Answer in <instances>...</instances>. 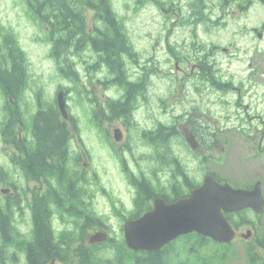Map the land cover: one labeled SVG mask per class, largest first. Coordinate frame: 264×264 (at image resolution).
<instances>
[{"label":"flooded vegetation","instance_id":"af4514ba","mask_svg":"<svg viewBox=\"0 0 264 264\" xmlns=\"http://www.w3.org/2000/svg\"><path fill=\"white\" fill-rule=\"evenodd\" d=\"M147 1L163 13L164 34L158 36L156 46L165 50V56L163 60H160L153 53L145 63H172L174 72L162 75V78L168 83L170 81L172 85L169 84V88L165 91L157 90L164 92L163 94H156L157 91L151 90V74L146 72L147 67L145 66L140 78L125 79L127 81L125 89L121 86L120 76H116L110 68L109 70L107 68V72L111 79L98 80L106 87L110 85L111 88H117L116 92H119L114 97H108L103 122L107 120L109 124L120 123L125 131L128 124H135L141 128L139 137L135 140H131L123 132L124 137L120 142L112 141V143L110 140L105 142L108 149L110 148L109 152L113 153L112 165L114 169H120L118 170L119 176L124 180L121 183L122 190H124L122 191L123 198L111 193L108 186L102 189L106 202L104 203L107 209V223L112 219L116 221L137 219L151 210L158 200L175 203L184 199L202 185L204 177L208 174V168H210L208 163L221 166L229 155L231 143L229 137H222V133L224 129H232V127H227L225 123L219 124L217 120H208V113L204 114L203 105L212 94L224 97L228 92L233 91L242 96L241 88L235 86L231 80L229 82L221 80L222 74L218 66L241 63L244 60V57L240 56L241 48H254L264 42V20L255 18L256 10L264 7L262 0ZM160 43L163 44L159 46ZM153 49L155 50L156 47L154 46ZM242 53L248 54L244 51ZM137 56L136 64L140 63L139 52ZM154 74L155 78L161 79V73ZM145 77L149 83L146 89L142 90V81ZM221 100L220 103L225 104ZM121 106L125 107L120 109ZM235 106L243 107L244 110L243 115H235L241 125L236 126L237 131L241 128L253 131L254 118H259L258 125L261 124L264 128V120L261 116H252L246 111L249 105H244L239 99L235 102ZM143 111L145 115H142ZM161 113H166L167 117L161 118L164 116ZM112 114L114 117H111ZM139 119L145 123H139ZM18 122L21 125L19 119ZM258 125L255 126L259 127ZM186 132L192 134L193 137L186 136ZM3 137V134L0 135V143L5 145V150H11L8 157L12 161L11 156L17 152V145L13 144L14 147L11 148ZM25 137L29 142L34 140V137L30 135ZM64 140L65 152H59L53 162L57 163L61 179L64 175L69 186L78 196V199H75L76 206L70 204L69 206L75 209L79 218L87 220L95 200L94 180L91 177L92 164H81L79 158L83 155L74 148L77 145L76 140L74 141L73 138H71L72 142L68 138ZM246 140H250L254 145L253 156L263 158L264 133L259 138L249 137ZM43 158L39 161V169L42 171L43 167L51 165L48 164L47 157L42 162ZM49 163H51L50 160ZM88 165L90 167L86 168ZM17 167L20 166L17 165ZM241 173L238 171L237 176ZM21 175L24 177L22 173ZM259 180L264 192L263 180ZM37 183L26 180L27 185L24 189L28 190L26 193L28 200L32 198L31 191L34 189L30 188V185ZM254 185L255 182L251 185L237 184V187L252 189ZM19 187L13 183L10 187L2 188L1 192L2 197L16 204L14 208H22L23 213L20 210L13 212L17 225L21 226L23 220L31 221L32 217L24 201L23 192L25 190L21 192ZM81 187L90 194L80 191ZM124 197L125 200H123ZM141 199L146 202L144 211L138 210L137 200ZM0 214L3 217L6 215L2 210ZM56 215L58 214L53 216L52 227L55 235H58L61 229L56 228ZM59 220L64 227V220L62 218ZM107 223L105 222L95 231H107L110 235ZM2 233L0 226V235ZM113 239L117 240V238ZM17 248L15 245L9 246L8 254L15 255L18 252ZM23 256V252H20L19 258ZM25 264H27L26 259Z\"/></svg>","mask_w":264,"mask_h":264},{"label":"trees","instance_id":"16d2710c","mask_svg":"<svg viewBox=\"0 0 264 264\" xmlns=\"http://www.w3.org/2000/svg\"><path fill=\"white\" fill-rule=\"evenodd\" d=\"M23 2L29 8L32 18L29 17L44 32L43 40L51 45L49 57L56 64L58 76L68 80L69 85L60 84L57 89L66 92L67 96L76 97L75 104L86 109L92 119L91 122L94 123L101 115H105V111L102 106L95 105L93 88L88 89L80 83L82 75L72 57L82 59L81 64L90 77L97 72L99 65L110 68L116 76H120L121 86L125 89L128 77L126 61L136 63L138 60L136 49L131 43L126 18L118 16L112 0H23ZM87 11H92L95 21L98 22L91 31L88 29ZM87 48L96 55V61L93 63L87 62L83 55ZM29 73L26 52L21 47L16 33L12 28L0 24V89L6 98V112L0 131L11 148L14 147L13 144L17 145V152L11 156L13 163L20 166L27 181L39 183V186L31 191L32 198L29 200L26 198L28 190L19 188L21 192L25 190L24 201L34 221L30 241L23 238L22 232L14 223L13 212L20 210L23 213L22 208H14L15 203L9 202L0 194V211L6 214L5 217L0 214L3 232L0 235V264H7L8 256L5 253L11 245H15L19 251L26 254L27 264H49L54 259L62 264H229L231 255H236L233 244H218L197 234L185 236L179 246L175 247L174 243H170L162 250L154 252H134L122 240L89 245L87 231L99 224H83L80 221L82 219L79 218V214L69 206V204L76 206L75 199H78V196L64 175L63 180L61 179L57 163L53 162L59 152H65L64 139L71 137V129L62 119L57 107L58 91L53 98L45 95L44 89L40 87L35 93L36 111L35 113L28 111L30 106L26 102V94L32 88ZM142 82L141 89L144 90L149 83L147 77ZM10 98L13 99V103L9 102ZM23 102L26 104L25 107L22 105ZM123 107L125 106H121L120 109ZM68 110L70 112L71 107ZM111 117H114L113 114ZM70 122L75 124V131L80 134L83 122L73 115L70 116ZM94 125L100 128L99 121ZM23 132L34 137L32 143L22 135ZM42 157H47L51 161L49 163L48 160V164L51 165L43 167V171L39 169ZM216 176L221 180L218 175ZM9 179L11 180V177L7 172L0 169V184ZM79 190L88 194L82 187ZM145 203L144 199L137 200L138 210L144 211ZM54 214H59L66 222L72 219L73 223L64 227L59 235H55L52 227ZM245 217L249 218L250 215L244 213L240 219L232 214L228 215L229 220L239 226ZM256 230L261 236L256 239L255 244L246 247L245 257L248 264H264V235L258 232L257 226ZM10 258L16 259L13 256Z\"/></svg>","mask_w":264,"mask_h":264},{"label":"rangeland","instance_id":"374dc122","mask_svg":"<svg viewBox=\"0 0 264 264\" xmlns=\"http://www.w3.org/2000/svg\"><path fill=\"white\" fill-rule=\"evenodd\" d=\"M112 3L118 16L126 18L131 43L140 54V63L135 64L131 61H126L130 79L134 80L140 78V74L143 72V67L147 66L151 74V90L165 91L169 88V84L172 85V83L170 81L168 83L166 79L162 78V75L174 72L173 64L170 62H163L161 64L145 63L153 53L160 60H163L165 56V50L156 46L158 36L164 34L163 25L165 24V20L163 18V13L158 11V9L147 0H112ZM86 13L88 29L91 30L98 22L95 21L94 13L92 11H87ZM255 14L256 20H264V7H260L256 10ZM29 16L31 17L29 8L23 0H0V24L14 30L21 47L26 52L32 87V89L26 94V102L29 103L30 106L28 111L35 113L37 107L36 105L34 107L37 100L35 93L40 87L44 89L45 95L53 97L60 84H69L68 80L61 79L58 76L56 64L49 57L51 45L49 42L43 40L45 39L44 32L40 26L31 19L32 17L30 18ZM235 36L238 37V35ZM163 43H160L159 46ZM154 46L156 47L155 50L153 49ZM243 51L248 52V54H243ZM83 55L87 60L91 61V63L96 60L93 59V51L91 49L87 48ZM240 56L244 57V60L241 63L222 64L218 67L222 74L221 80H226V82L231 80L235 86L241 88L240 92H242V96L231 91L224 97L218 94L209 95L207 102L205 104L203 102L204 114L208 113L207 119L210 121L217 120L219 121V124L225 123L227 127L241 126L238 123L239 120L235 117V115H237V110H239L238 115L240 114V116L244 113L243 107L238 108L235 106V102L239 99L244 105H249L246 110L249 114L252 116L259 115L264 120V42L260 45L258 44V46L254 48H241ZM74 60L76 61L77 58ZM78 69L82 75V81L80 83L84 84L88 89L93 88L95 94L94 102L96 106H102L103 104L106 106L108 103V97H114L115 94L119 93L116 92L117 88H111L110 85L107 87L102 85V79H107V77L110 78L109 72L105 69L100 70L97 74L94 73L92 76L93 78L88 75V71L83 65L78 66ZM154 73H161V79L155 78ZM98 80L101 81L98 82ZM80 86L82 87V85ZM163 93L160 91L156 92V94L159 95ZM220 100L221 102H225V104L220 103ZM68 103L72 108V114L79 116V120L83 122V124H81L82 136L91 152L94 154L98 153L99 150L97 145L100 146L99 142H102L103 146L107 148V145L104 142L105 140L101 138L103 136L102 132L99 130L98 133L94 123L91 122L92 119L90 115L87 114V110L77 106L75 101L69 100ZM22 105L25 107L26 104L24 103ZM31 105H33V107H31ZM2 113L5 114V111L3 108V97L0 93V123L2 120ZM161 114L164 115L161 118L167 117L166 113ZM142 115H145L144 111L142 112ZM138 122L145 123L141 119H139ZM253 122L255 123L253 131L249 129L244 130H246L252 137L259 138L262 136V133H264L262 132L264 128L261 127V124L258 125L259 118H254ZM256 124L263 129L259 131V127L255 126ZM116 125L117 124L114 123L109 127V125L105 123V126L112 130L117 127ZM222 127L225 128V126ZM212 130H214V128ZM73 133L75 134V132ZM249 134L242 132V130L224 129L222 137H229L231 140L229 155L225 158L220 167L214 165L213 169L226 178L231 179L233 182L237 181L242 184H250L252 180L258 176L256 178L263 179L264 183V157L256 158L253 156L252 149L254 145H252L250 140L245 141V139H247L246 136ZM100 148V154L95 156V159L91 161V164L99 170L100 184H104L105 181H108L112 186V192L117 197L123 198L122 191L124 190H122V187H119L120 185L117 184V182L123 183L124 180L122 177H115V174L118 175V170L120 169H114L113 165L109 163L108 154L112 157L113 153L111 151L109 152L110 148L107 151L108 154L105 153L101 146ZM5 149V145L0 143V167L10 171L9 174L12 181L18 186L25 187L27 185L26 180L21 173L13 166L12 169H9V153ZM87 162L90 163L88 159ZM87 167L90 166L88 165ZM241 170L243 171L242 173ZM238 171L241 173L239 176H237ZM112 174L114 178L112 177ZM34 184H31L30 188H34ZM97 195L98 197L93 206L94 210L100 214L102 211L105 212L106 202L104 203V199L100 193ZM123 200H125V197ZM59 218V216H55V225L58 230L63 227ZM251 218L254 219L253 214L251 215ZM111 223L113 225L112 228L119 233V222L112 219ZM257 227L258 232L264 235V216L261 219V226L258 225ZM246 247L247 245L241 241L237 240L234 242L233 249L236 252V255H231L229 264H248L245 257ZM9 264H25V258L21 257L16 259L15 262L9 260Z\"/></svg>","mask_w":264,"mask_h":264},{"label":"water","instance_id":"95a60500","mask_svg":"<svg viewBox=\"0 0 264 264\" xmlns=\"http://www.w3.org/2000/svg\"><path fill=\"white\" fill-rule=\"evenodd\" d=\"M58 106L67 119L63 93L58 95ZM115 137L119 140L120 133L116 132ZM245 208H252L258 214L264 212L260 183L249 191L234 189L228 183L221 185L213 177L207 176L204 184L193 191L188 199L173 205L157 201L153 211L137 221L127 223L124 227L126 243L134 251H154L181 235L193 232L219 243H230L235 238V231L224 213ZM247 237L248 235L245 236ZM105 240L104 233H96L90 237L91 243Z\"/></svg>","mask_w":264,"mask_h":264}]
</instances>
